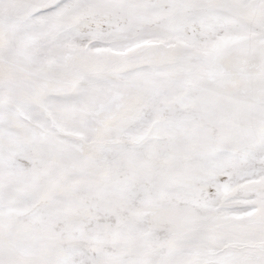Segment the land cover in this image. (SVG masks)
<instances>
[{
	"label": "snow or ice",
	"instance_id": "snow-or-ice-1",
	"mask_svg": "<svg viewBox=\"0 0 264 264\" xmlns=\"http://www.w3.org/2000/svg\"><path fill=\"white\" fill-rule=\"evenodd\" d=\"M0 264H264V0H0Z\"/></svg>",
	"mask_w": 264,
	"mask_h": 264
}]
</instances>
